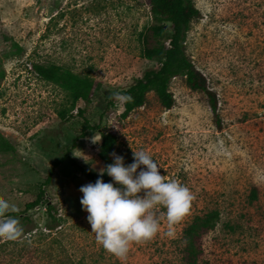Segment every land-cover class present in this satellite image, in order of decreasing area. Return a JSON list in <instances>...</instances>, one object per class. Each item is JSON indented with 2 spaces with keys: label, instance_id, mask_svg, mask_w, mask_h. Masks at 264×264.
<instances>
[{
  "label": "rangeland",
  "instance_id": "rangeland-1",
  "mask_svg": "<svg viewBox=\"0 0 264 264\" xmlns=\"http://www.w3.org/2000/svg\"><path fill=\"white\" fill-rule=\"evenodd\" d=\"M194 2L201 14L189 25L186 51L217 94L221 126L207 95L182 76L171 82L172 107L151 90L122 116L125 99L112 93L160 65L142 54L154 22L147 0H0V198L16 205L5 215L22 227L15 239L0 238V264H183V228L209 210L219 217L203 235L197 264H264V0ZM35 62L99 86L91 101L75 99L40 76ZM78 108L99 127L84 129ZM103 130L117 134L112 153L125 163L133 149H145L163 175L193 193L189 211L172 224L155 206L159 231L124 256L96 241L80 201V186L91 180L64 157L100 173ZM41 186L54 209L41 203L23 212Z\"/></svg>",
  "mask_w": 264,
  "mask_h": 264
},
{
  "label": "trees",
  "instance_id": "trees-1",
  "mask_svg": "<svg viewBox=\"0 0 264 264\" xmlns=\"http://www.w3.org/2000/svg\"><path fill=\"white\" fill-rule=\"evenodd\" d=\"M147 2L154 22L150 24L148 34L144 37L142 54L150 59L158 58L160 65L146 68L142 75L135 77L129 86L115 90V92L130 94L132 97L131 100L125 99L122 116H128L132 110L145 104L148 92L151 90L156 92L161 105L166 108L172 107L175 103V97L170 89L171 82L174 77L182 76L191 88L203 91L207 95L214 119L217 125L221 126L217 94L205 82L203 74L196 68L186 51L187 30L191 21L200 16L199 8L195 5L194 0H147ZM167 28H169L170 33L167 38H164ZM150 37L153 38V41H150ZM167 41L169 42L168 45ZM13 46L18 54L23 51L18 42L13 41ZM33 65L40 76L58 83L68 90L75 99L91 101L99 86L97 80L82 76L70 68L56 63L35 62ZM110 103L113 104L114 101L110 100ZM84 111V108H78V113L83 115V128H98L99 125L93 124L84 115ZM117 141L118 136L114 131L103 130L101 132L99 156L103 160L104 166L112 162L111 153ZM0 146L5 148L2 144ZM64 157L81 170L91 182H94L98 176H102L105 181L111 180L106 172L99 173L86 168L70 153H66ZM50 178L51 174L48 175L45 183H48ZM45 195L46 190L41 186L36 197L26 202L23 212L42 203L47 206V211L50 214L54 209V204ZM20 213L22 211L15 212V214ZM25 217L29 219V215H25ZM218 217V210L204 211L196 214L183 228V264H197L202 252L203 235L213 228Z\"/></svg>",
  "mask_w": 264,
  "mask_h": 264
},
{
  "label": "clouds",
  "instance_id": "clouds-1",
  "mask_svg": "<svg viewBox=\"0 0 264 264\" xmlns=\"http://www.w3.org/2000/svg\"><path fill=\"white\" fill-rule=\"evenodd\" d=\"M112 95L132 99L126 93ZM91 139L96 143L100 137L94 135ZM112 156V162L100 170L111 180L98 176L94 182L81 185L80 201L96 241L110 253L124 256L132 242L150 239L159 231L158 218L153 214L155 206L165 207L168 223L172 224L189 211L193 193L186 184L163 175L158 161L145 149H133L130 163L115 152ZM15 210L14 203L0 198V238L20 235L18 218L5 215Z\"/></svg>",
  "mask_w": 264,
  "mask_h": 264
},
{
  "label": "built area",
  "instance_id": "built-area-1",
  "mask_svg": "<svg viewBox=\"0 0 264 264\" xmlns=\"http://www.w3.org/2000/svg\"><path fill=\"white\" fill-rule=\"evenodd\" d=\"M166 43H167V45H168L169 42L167 41Z\"/></svg>",
  "mask_w": 264,
  "mask_h": 264
}]
</instances>
